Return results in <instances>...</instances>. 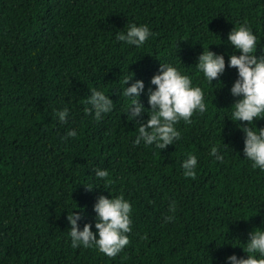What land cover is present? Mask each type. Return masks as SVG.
Masks as SVG:
<instances>
[{
    "label": "trees",
    "instance_id": "trees-1",
    "mask_svg": "<svg viewBox=\"0 0 264 264\" xmlns=\"http://www.w3.org/2000/svg\"><path fill=\"white\" fill-rule=\"evenodd\" d=\"M244 22L260 54L264 0H0V264H231L228 255L247 256L249 233L264 228V171L244 157L231 116L237 74L227 66L235 51L227 34ZM129 23L151 29L144 45L116 39ZM207 48L226 61L212 82L195 67ZM160 63L189 75L207 106L190 123L179 120L180 138L164 149L133 143L135 122L148 113L129 120L122 95L124 76L134 75L128 84L144 81L139 99L148 108ZM92 88L114 101L99 119L85 111ZM63 107L60 122L54 110ZM253 123L264 126V117ZM71 128L77 135L65 138ZM213 144L222 160L209 155ZM190 152L194 177L181 168ZM109 193L131 203L128 244L112 257L72 247L67 213L84 209L79 227L94 225L93 205Z\"/></svg>",
    "mask_w": 264,
    "mask_h": 264
},
{
    "label": "clouds",
    "instance_id": "clouds-1",
    "mask_svg": "<svg viewBox=\"0 0 264 264\" xmlns=\"http://www.w3.org/2000/svg\"><path fill=\"white\" fill-rule=\"evenodd\" d=\"M151 35L148 25L129 23L126 30L116 34V39L140 47ZM257 39L247 22L233 26L227 34V44L235 51L228 53L227 66L234 67L237 74L230 87L232 96L236 98L231 105V116L232 121L237 122V127L244 133V157L251 162L252 168L264 171V126L257 127L253 123L254 118L264 117V48L257 54ZM237 50L239 54H236ZM195 67L203 74L205 80L212 82L225 71V55L209 48L203 49L196 59ZM133 76L126 75L123 78L122 95L127 99L126 113L131 109L127 117L132 120L142 111L148 113L146 120L135 122L137 134L134 144L143 142L145 145L164 149L180 138L181 133L175 126L179 120L190 123L194 112L203 113L207 110L202 88L193 85L191 77L172 63H160L157 72L151 76L150 83L156 87L148 89V108H145L139 99L144 89V81L135 79L128 84ZM89 91L86 103L90 107L85 109L86 112H91L99 119L102 114L113 109L114 101L105 91L97 88ZM54 111L60 122H64L69 115L68 107ZM76 135V129L71 128L67 130L65 138ZM209 155L215 160L223 159V154L216 144L211 146ZM197 162V156L188 153L181 162L183 175L194 177ZM93 171L98 178H106L109 175L108 170L104 168H95ZM87 187L91 189L93 185ZM93 208L94 225L84 223L82 228L79 227L78 221L84 209L73 211V208L67 213L71 245L94 247L109 257L115 256L129 242L126 233L131 230V203L123 194H101ZM169 210L175 211V201L169 204ZM165 219L170 220L172 217L167 216ZM242 249L248 253L247 256L238 258L233 253L225 259L231 261V264H264V228L256 227L250 232L246 246Z\"/></svg>",
    "mask_w": 264,
    "mask_h": 264
}]
</instances>
